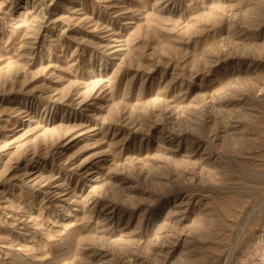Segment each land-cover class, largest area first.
Masks as SVG:
<instances>
[{
  "label": "rangeland",
  "instance_id": "374dc122",
  "mask_svg": "<svg viewBox=\"0 0 264 264\" xmlns=\"http://www.w3.org/2000/svg\"><path fill=\"white\" fill-rule=\"evenodd\" d=\"M260 169L264 0H0V264H264Z\"/></svg>",
  "mask_w": 264,
  "mask_h": 264
},
{
  "label": "bare ground",
  "instance_id": "6f19581e",
  "mask_svg": "<svg viewBox=\"0 0 264 264\" xmlns=\"http://www.w3.org/2000/svg\"><path fill=\"white\" fill-rule=\"evenodd\" d=\"M256 172V171H255ZM251 175H252V173H251ZM254 175V174H253ZM256 176H257V181H256V183H258V181H259V183H261V184H264V179H262V177H260V176H264V170H257V174H256ZM253 178V177H252ZM249 180V179H248ZM257 188V187H256ZM251 197H253V196H251ZM253 199V198H252ZM258 201V200H257ZM253 203V202H252ZM238 221H240V219L238 220L237 219V221H236V223L238 224ZM240 223H242V222H240ZM239 223V224H240ZM242 226V225H241ZM239 229H240V227H238ZM238 228L236 229V230H238ZM234 232L236 233V231L234 230Z\"/></svg>",
  "mask_w": 264,
  "mask_h": 264
}]
</instances>
